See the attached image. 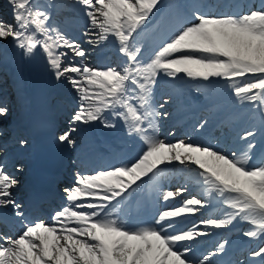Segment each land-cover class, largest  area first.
Masks as SVG:
<instances>
[{"label":"snow or ice","instance_id":"1","mask_svg":"<svg viewBox=\"0 0 264 264\" xmlns=\"http://www.w3.org/2000/svg\"><path fill=\"white\" fill-rule=\"evenodd\" d=\"M160 5L161 0H3L0 42L11 43L25 59L39 58L54 81L75 93L67 125L53 132L56 144L75 152L81 125L99 122L116 129L120 121L135 150L120 165L89 174L76 171L73 184L63 189L67 203L48 221L32 219L40 198H19L14 190L20 181L5 170L8 147L14 144L23 156L29 141H5L6 129L0 127V227L19 225L14 236L0 231V264H212L229 241L189 259L192 242L209 235L208 229L229 228L237 221L248 225L244 237L264 241V0L232 15L199 9L185 15L181 5H170L182 22L162 38L161 21L150 24ZM53 8L80 13V39L51 23ZM83 44L101 60L109 46L122 59L115 66L79 63L77 58L89 54ZM164 78L223 80L241 104H249L254 115L247 126L232 128L235 147L225 152L201 143L159 139L156 118H167L168 113L157 111L153 100ZM172 100L166 94L159 108ZM8 111L0 98V117ZM207 125L203 119L193 130L200 133ZM175 164L192 174L204 197L187 198L158 212L153 225L128 227L120 216L124 202L142 190L141 185L151 182L149 186L156 187L162 166ZM12 166L17 173L23 171L19 164ZM186 190L169 189L161 198L168 202ZM212 199L223 206L222 214L199 221L204 230L196 223L176 229L177 218L213 207ZM247 264H264V242L251 251Z\"/></svg>","mask_w":264,"mask_h":264},{"label":"bare ground","instance_id":"2","mask_svg":"<svg viewBox=\"0 0 264 264\" xmlns=\"http://www.w3.org/2000/svg\"><path fill=\"white\" fill-rule=\"evenodd\" d=\"M176 2H178V0H174ZM221 0H184V4H186V9L182 8L180 9V11L182 13H184L185 15H187L188 13H190L192 10L194 9H199L200 11L206 13V14H210V15H232V14H238L241 11H247L248 8L244 7L245 5L251 6L253 3L255 4H259V0H248V1H244L241 0V3L239 5L238 8H230L226 3H221ZM42 2V1H41ZM57 3L60 2V0L56 1ZM179 3V2H178ZM181 5V4H179ZM54 12L52 15V20L58 21L62 19V15L63 14H67L65 13L64 9H60V8H53ZM5 9L3 6V0H0V16L4 15ZM65 20V24H60L61 28H68L69 31L68 35L73 38V39H80L81 38V34L82 31L84 29V18L80 15V13L78 11H73L71 10L69 15H66L64 17ZM182 21L177 17L175 19H170L167 15L162 16L161 18V24H160V29H159V35L162 38L164 34L170 33L171 31H174L176 27L179 26V24ZM66 30V29H64ZM153 31L152 28L149 27V32L151 33ZM83 47L85 49L89 50V54L83 59L80 60L79 58H77V62L79 63H87L88 65L92 66V67H97V66H105V65H117L119 64L120 60L122 59L121 57H119L118 53H116L115 51L111 50V46H109L108 49L105 50L104 52V58L103 60H101L100 58H98V56L95 53L91 52V47L87 44H83ZM7 55V54H5ZM7 71V68H1L0 67V76L2 79H5V72ZM218 80V79H216ZM2 82L4 84L5 89L8 90V93L5 94L3 93L2 90ZM0 82V95L1 98H6L8 102L13 101L12 99V86L9 84V82H5L4 80ZM205 87H200L199 85H191V81H187V80H180V81H167L166 78L161 79L156 88L154 89V100L153 103L155 105L156 102H161V98L163 96H165L166 94L168 95H172L173 99H176V96H178L179 98H181L182 96L184 97H190V96H195L197 93L202 94V96L206 97L207 99H210V95L209 92H216V93H222L225 90H228L230 88H228L227 84L225 81H220L219 84L212 88H206L205 91L203 90ZM230 91V90H229ZM62 96L65 100V104H67L68 102V109L63 111L61 114V126L58 127L57 131L61 130L63 127H65L67 125V119L68 116L72 113V109L71 107H75L76 106V101H75V93L72 92L69 87L65 84L64 85V90L61 91ZM227 100H223L217 103V105H212V106H207V107H203L200 108V110L197 112H195L194 115V120H199V117L204 116V114L206 112H211V111H219L222 108H224L225 105V111L224 113H222L221 118L213 125L212 129H210L209 131V135L208 136H203V137H199L197 135H191L190 133L187 134L186 138L187 140H189L190 142L193 143H201V144H205V145H210L214 148H217L220 150V148H224L226 150H230L231 148H234L233 145V140H232V128L233 127H243V126H247L248 121H249V117L254 115V112H250L247 109L248 104L247 103H243L241 104L236 97H226ZM68 99V100H67ZM174 100H172L173 102ZM8 102H6V106L9 109V104ZM169 105H166L164 109L165 110ZM227 107H229L227 109ZM196 110V108L192 109V112ZM8 114H10V112L8 111ZM192 114L190 115V118H192ZM180 123L182 121H179ZM234 122H236L235 124H233ZM178 122H176V126ZM179 124V123H178ZM171 126V125H170ZM2 127V125L0 126ZM82 129L81 133L77 134V138L79 140V142L86 140L89 135H97L99 136V131L96 129L94 131H89L87 129V127L85 125H81L80 126ZM174 127V128H175ZM94 129V128H92ZM218 132H222L219 139L218 140H214V142L209 141L211 136H215L216 133ZM163 131L160 132V135H163ZM103 137V133L101 134ZM165 135H163L164 137ZM175 137L174 136H167L165 138V140L170 141L171 139H173ZM104 139V138H103ZM106 139V138H105ZM259 139V137H258ZM68 150V149H67ZM77 152V150L75 152L69 151L68 153L71 155H74ZM134 153V150L130 153H126L124 154V157H120L115 161V164L120 165L122 163L127 162V160L130 158V156ZM20 157H17L15 159V164H19L23 167L22 164H20V162H18ZM105 165L100 164L98 166V169L101 170ZM163 167V166H162ZM167 167H169V169L164 168V172L165 173V184L171 189V188H176L179 187V185L184 184L185 187H189L184 193L183 195L177 197L176 199H174V201L177 202H182L184 199L187 198H191V197H198V198H203L204 197V191L202 186L198 185L195 183L194 179H192V174L190 172H188L186 170V168L184 166L181 165H175V166H171L167 165ZM172 171H171V170ZM9 173L15 175L17 178L21 177L20 173L13 171V169L8 171ZM85 174H89L94 172V170H90L89 168H85L84 171H81ZM162 174V175H163ZM68 182H71V180H67ZM73 184V183H72ZM71 184V185H72ZM71 185H67L66 187H69ZM65 187V188H66ZM60 198L62 200H56L55 201V205L58 206L60 203L63 204V202H65L66 200L64 199V193L61 194ZM211 203L214 204L213 207L211 208H206V209H200L195 215H191V216H187V217H183L184 219L190 221L193 220V218H198V217H211L214 215H219L221 214V209H222V205L217 204L216 199H212ZM62 206V205H60ZM57 209H51V212L47 213L46 216H44L41 219H44L45 221H48L50 219V215L52 212H54ZM137 225H132L130 227H135ZM19 229H17L18 231ZM200 230V229H199ZM227 231V230H226ZM225 232V231H224ZM17 233V232H16ZM15 233V234H16ZM14 234V235H15ZM13 235V236H14ZM209 239H204L203 242H206L208 244L209 247V251H212L215 248V242L218 240V237H215L214 239H211L210 241H208ZM245 246H240L239 248L236 249L234 256H236V254H238L239 252H241L243 250ZM231 256L228 255V258ZM232 259H230V262L233 260V256L231 257ZM226 257L224 258L216 256L213 258L212 260V264H223V262L225 261ZM248 262V261H247ZM247 264V263H245Z\"/></svg>","mask_w":264,"mask_h":264},{"label":"rangeland","instance_id":"3","mask_svg":"<svg viewBox=\"0 0 264 264\" xmlns=\"http://www.w3.org/2000/svg\"><path fill=\"white\" fill-rule=\"evenodd\" d=\"M183 1L184 0H178V2H179L178 3V2H176L174 0H161V5L158 6L159 7V11L156 12L154 16L150 17V19L151 20L154 19L157 22L164 15H167L172 20L175 19L177 10L174 7H169V6L170 5L181 4V6L186 9L187 8L186 4H184ZM245 1H248V0H245ZM220 2L222 4L227 2L228 6L230 8H238L240 3H241L240 0H221ZM65 10H68V9H65ZM220 81H223V80L213 79L210 83L209 82H204V81H191V85L192 84L193 85H199L201 88L205 87L203 90L207 91L206 88H212V87L216 86V84L218 85ZM2 90L5 91V94L8 92V90L3 88V87H2ZM209 94H212V98H211V100L209 102H204L203 100H199V101H197V103L193 104V106L201 108V107H204V106L217 105L218 102L223 101V100H227L226 97H230V98L231 97H235L232 94L231 89L225 90L222 93L210 92ZM176 97H178V96H176ZM194 97L199 98L200 97V93H197ZM173 100L174 101L169 103L168 104L169 106L165 110H161V111H166L168 113V117L167 118H163V117H157L156 118V124L158 125V128H162L164 130V135L168 131L166 129V127H167V124H168L169 120L179 119V117L182 119V115L184 114L185 115L184 123H181V126H183L186 123V113L188 111H185V112H182L180 114H177V111H178L179 107L181 108L187 102L185 100V97L182 96L181 98H179V101L177 99H175V98ZM159 103L157 102V104H159ZM74 108L75 107H71L72 111H73ZM225 108L226 107L224 105V108H222L219 111L206 112L204 114V116L201 119H199V121H202L203 119H207L208 120V125L202 132L195 133V134H198V135H205L206 134L207 135L208 134V130L217 122V120H219L221 118L222 113H224V111L226 110ZM228 108L229 107H227V109ZM247 109H248V111L253 112V111H251V106L249 104L247 106ZM177 115H179V117H175ZM196 123H198V120H197ZM235 123L236 122H234L233 124H235ZM94 125L97 126V128L99 130L103 131L104 128L102 127V125L99 122H95L92 125H87V127L92 128V127H94ZM196 126H197V124H196ZM184 128H185V126H184ZM193 132H195V131L193 130ZM221 133L222 132L216 133L215 134L216 136L212 135L210 140L213 141V142H214V140H218L220 135H221ZM232 146H234V143H233ZM221 149H222V151L226 152V149H223V148H221ZM231 149H233V148H231ZM163 175H166V174L164 173ZM71 177L73 178V181H74V176L72 175ZM149 183L151 184V182H149ZM159 185H163V183L160 180L157 182V186H159ZM181 186H184V184L179 185V187H181ZM176 188H171V190H175ZM188 188L189 187H186V189H188ZM246 227H248V225H246L243 222L237 221V222L234 223V225L229 226V228H225L227 230L226 232H222L225 229H221V230H219L217 232H215L216 229H214V230L213 229H208V231L212 235L213 234L219 235L218 243L222 242L223 240H228L229 241L228 245L226 246L225 251L231 250L232 248L234 250H236L239 246L247 245V247H246L245 251L243 252V254L242 253L241 254H237V256H236L237 264H240V262H245L246 263L248 261V259H249L251 251L254 248L258 247L260 243L264 242V241L249 240L248 238L244 237L242 235V232H243V230H245ZM228 231H230V232H228Z\"/></svg>","mask_w":264,"mask_h":264}]
</instances>
